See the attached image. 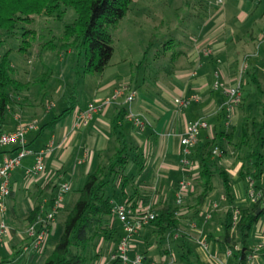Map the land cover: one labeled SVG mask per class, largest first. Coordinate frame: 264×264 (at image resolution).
<instances>
[{"label":"crops","instance_id":"1","mask_svg":"<svg viewBox=\"0 0 264 264\" xmlns=\"http://www.w3.org/2000/svg\"><path fill=\"white\" fill-rule=\"evenodd\" d=\"M246 1L256 3L262 0ZM243 5V1L239 0L240 9L244 8ZM251 13L252 11H247L242 14L230 28L224 24L223 15L220 13L217 16L209 15L205 26L209 27L208 30L192 38L182 50L169 55L166 63L155 67L156 72L149 77L147 84L145 77L137 73L133 76L126 71L120 74L119 71L114 77L100 84L94 93H90L82 106L77 104L76 99L73 110L61 117L51 131L37 137L39 125L35 131L29 132L26 139L30 150L36 153L48 148L43 158L44 172L34 179H27L24 171L33 165L35 159L34 156H28L10 173L11 195L6 201L4 211L0 213V222L6 227L5 233L0 235V264H28L35 258H39L37 264L43 263L55 246L49 242V236L55 231V218L41 253L32 248L33 238L28 236L29 228L33 227L38 231L43 227L46 214L49 213L62 184H68L70 191L64 195L62 205L54 217L58 212L70 209L68 207L74 194L78 197L81 181L84 183L88 175L108 165L117 148L113 123L121 112L125 115L118 123V130L131 146L137 149V153H141L143 160L141 168L131 163L125 172L128 176L131 175L124 187L125 197L129 198V201L140 202L142 208L158 212L169 201L173 204L178 184L189 181L194 187V192L185 199L179 213L185 239L191 244L197 257L195 262L239 264L238 256L227 255L230 244L225 240L223 225L230 206L219 172L223 171L227 176L232 205L235 208L249 210L261 196L260 207L264 209V167L260 180L254 183L239 175L241 162L235 146L240 136V130L237 128L241 119L239 111L233 108L227 123L223 122L222 117L223 108L227 103L225 90L228 87L239 85L240 82L245 88L249 87L252 85L250 75L253 74H262V80H259L264 84V43L262 44L261 39L264 30L257 41L253 36L252 26L255 23L251 26V21L255 19ZM256 24L264 25V15ZM148 49L146 48L147 51ZM145 54L146 52H143L142 60ZM139 68L138 64L136 70ZM215 73L218 79L215 78ZM216 81L219 82L217 89L214 87ZM115 91H123L122 96L116 97L108 106L95 112L85 124L79 123L78 115L86 110L89 103L110 99ZM57 92L58 89L55 94ZM130 92H135L136 95L133 101L127 104L126 96ZM70 95L71 93L66 96L63 92L61 96L67 105ZM192 97L197 98L198 102L190 103L185 109L176 106L177 101ZM54 107L53 105L52 109L45 111L41 118L42 124L59 114L50 117ZM17 109L8 110L11 118L5 119L2 133L13 132L21 124L36 123L34 117L29 119L23 116L21 106ZM128 115L139 118L143 127L136 129ZM199 120H205L208 129L199 133L196 146L186 154L180 139L185 127ZM231 128H234L232 136L219 138L225 153L212 157L215 163L212 190L198 214L194 215L190 207L199 193L197 179L200 159L205 153L206 144L217 139L221 133H231ZM42 136L44 141L37 144V139ZM15 153L14 147L0 148V164L6 157H13ZM183 160L189 162V167L182 166ZM109 220L114 223L113 216ZM150 228H145L135 238L130 254H140L141 264H169V257L175 259L178 264L175 253H163L164 247L158 242L151 245L155 234L151 232L153 227ZM186 231L193 233L195 239L191 240ZM263 240L264 212L247 235L245 264H264V247L256 249ZM114 247L112 243L100 241L96 249L99 255L92 264L107 260ZM238 247L235 248L239 249Z\"/></svg>","mask_w":264,"mask_h":264},{"label":"trees","instance_id":"2","mask_svg":"<svg viewBox=\"0 0 264 264\" xmlns=\"http://www.w3.org/2000/svg\"><path fill=\"white\" fill-rule=\"evenodd\" d=\"M131 1L0 0V31L12 34L19 24H28L30 16L41 15L42 12L48 17L61 19L65 9L70 8L74 10L77 17L72 24L64 26L63 36L65 40L80 41L85 52L84 74H101L113 55L109 31L125 16ZM23 34L27 38V36L31 37L32 33L27 31ZM28 47L29 43L26 42L18 49V52L24 53ZM13 73L9 62V52H6L0 57V132L8 110L19 104L15 101V96L19 95L25 87L15 79ZM250 76L251 87L245 88L242 82L238 85L241 95L236 108L241 119L238 125L240 136L235 146L241 162L240 177L254 183L260 180L264 167V84H261L259 80H262V74ZM75 100V94L72 93L68 98L69 104L66 109L42 124L38 129L37 137L51 131L61 117L70 113L74 108ZM225 108H223L222 117L223 122L227 123ZM124 115L125 113L121 112L113 123L112 129L116 134L117 148L112 158L104 169L97 170L86 177L77 192L78 197L75 203L66 211L60 238L42 264H92L90 261L92 262V259L99 255L92 247L100 238V241L117 245L122 237L123 232L118 220L114 219V223L109 220L112 218L111 210L113 204L129 200L124 192V187L131 177L125 174L129 164L132 163L135 167L141 168L143 163L141 153H137V149L132 147L118 130L120 129L118 123ZM230 130L231 133H221L217 139L206 144L205 153L200 159L197 179L199 193L190 207L194 215L198 214L205 198L212 190V178L215 175L213 151L217 149L220 155L225 153L224 145L220 143L219 138L232 136L234 128ZM219 174L230 206L223 225L225 240L230 244L231 255L238 256L239 264H245L247 235L264 212V209L260 207L262 197L260 196L249 210H239L238 221L233 226L232 216L235 207L232 205L231 190L226 174L223 171ZM181 207L175 205V199L173 204L171 201L164 204L160 211L155 212L156 217L147 228L153 227V229L150 228L153 230L151 232L157 237L160 246L164 247L163 253L172 251L171 242L176 243L175 247L179 252L176 256L177 263L190 264V256H193L195 260L197 257L182 231L183 225L180 222L179 213ZM257 209H260L259 214H256ZM175 235H177L176 238H174ZM178 237L180 238L177 239ZM237 246L239 249L235 248ZM130 257L133 258L131 254ZM109 260L110 256L107 258V261ZM109 264L121 263L119 259H114Z\"/></svg>","mask_w":264,"mask_h":264},{"label":"rangeland","instance_id":"3","mask_svg":"<svg viewBox=\"0 0 264 264\" xmlns=\"http://www.w3.org/2000/svg\"><path fill=\"white\" fill-rule=\"evenodd\" d=\"M241 1L244 3L242 9L239 8V0H132L127 6L125 16L109 31L113 55L101 74H84L85 52L80 41L65 40L63 36L64 26L76 20L74 10L65 9L61 19L48 17L44 12L30 16V22L19 24L12 34L0 31V57L9 52L14 77L25 86L15 96V101L19 104L13 108L18 110V106H21L23 116L29 119L34 117L38 127L42 125L41 118L45 111H49V106L52 105L51 109L55 106L50 117L67 107L66 100L61 98L63 92L66 96L69 93L75 94L77 104L82 106L90 93H94L100 84L114 77L119 71L120 74L126 71L133 76L137 73L145 77L147 84L149 77L156 72L155 67L166 63L169 55L182 50L192 38L208 30L209 27L205 26L209 15L217 16L220 13L223 15L224 24L230 28L242 14L252 11L255 19L251 21V26L255 23L252 26L253 36L259 41L264 25L256 24V21L264 15V0L256 3ZM27 31L32 33L31 37L26 38L23 34ZM26 42L29 43L28 49L24 53L18 52ZM146 48H149L148 51ZM143 52L146 54L142 60ZM138 64L140 68L137 71ZM56 89L58 92L55 94ZM10 118L11 114L7 113L5 119ZM43 137L37 139V144L44 141ZM82 185L83 181L79 188ZM76 198L77 195L74 194L68 208L73 206ZM65 215L66 211L56 214L55 231L49 236L51 245L56 244L62 234ZM186 233L191 240L195 239L193 233ZM100 240L101 238L92 248L97 249ZM157 242L155 236L151 245ZM171 245L172 252L177 256L179 252L175 247L176 243L171 242ZM169 258V264H176L175 259ZM37 260L39 258L28 264H37ZM190 264H198L193 256H190Z\"/></svg>","mask_w":264,"mask_h":264},{"label":"built area","instance_id":"4","mask_svg":"<svg viewBox=\"0 0 264 264\" xmlns=\"http://www.w3.org/2000/svg\"><path fill=\"white\" fill-rule=\"evenodd\" d=\"M260 1V0H256ZM220 2V0H219ZM261 39L264 40V34H262ZM218 75L215 73V78ZM219 86V82L216 81L214 84L215 89ZM123 91H115L113 97L110 99H105L101 101H93L87 105L85 111L79 113L78 121L79 123L85 124L91 116L108 106L112 100H114L118 96H122ZM135 92H130L126 96V103L130 104L135 98ZM225 95L227 97L226 103V112L227 118L233 108L240 102V91L238 84H235L231 87H228L225 90ZM198 102V99L192 97L190 99L179 100L176 102V106L180 109H185L189 106L190 103ZM52 107L49 106L48 110ZM128 118L131 120L132 125L136 129H141L143 127L142 121L137 117H132L128 115ZM37 129L36 123H26L21 124L19 127L9 133L0 132V148L3 147H14L16 148V153L13 157H6L3 162L0 164V213H2L5 209L6 201L9 199L11 195L10 190V173L18 168L21 162L28 156H34V163L31 167L24 171V176L27 179H34L38 177L41 173L44 172V164L43 158L45 154L48 152V148H45L38 152H33L27 147V139L26 136L29 132L35 131ZM208 129V123L205 120H199L195 122L189 123L184 130L183 136L180 139V144L185 147V153L188 154L189 151L196 146L197 138L199 133L202 130ZM214 155L219 156V151L214 149ZM189 162L187 160L182 161L183 167H189ZM70 191V187L68 184H62L59 189V193L57 197L53 200V203L50 207V211L46 214V221L38 231H35L33 227L29 228L28 236L33 238L32 240V248L37 253H41L46 246V242L48 240V236L52 225L54 223V215L62 205L63 197ZM194 192L193 185L188 181H182L178 184V188L175 195V205L177 207H181L184 204L186 198H188ZM112 216L115 220L121 224L123 235L120 238L117 245L114 247V251H110L109 256L110 260L106 259L101 261L100 264H109L111 260L119 259L121 264H141L142 256L140 254H136L133 258L130 257V253L134 247L135 238L145 229L147 228L151 222L155 219V211L150 209L142 208L140 202H135L133 200L123 201L121 203L113 204L111 210ZM239 218V209L234 208L233 216H232V225L234 226ZM6 227L0 222V235L5 233ZM264 247V240L257 245L256 249H262ZM231 252L228 251L227 255H230Z\"/></svg>","mask_w":264,"mask_h":264},{"label":"water","instance_id":"5","mask_svg":"<svg viewBox=\"0 0 264 264\" xmlns=\"http://www.w3.org/2000/svg\"><path fill=\"white\" fill-rule=\"evenodd\" d=\"M259 211H260V209L257 210L256 214H258Z\"/></svg>","mask_w":264,"mask_h":264}]
</instances>
